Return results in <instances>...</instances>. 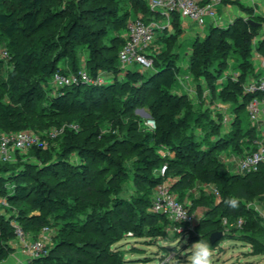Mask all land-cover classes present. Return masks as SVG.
Returning a JSON list of instances; mask_svg holds the SVG:
<instances>
[{"label": "trees", "instance_id": "16d2710c", "mask_svg": "<svg viewBox=\"0 0 264 264\" xmlns=\"http://www.w3.org/2000/svg\"><path fill=\"white\" fill-rule=\"evenodd\" d=\"M110 1L112 0H101L97 5L85 8V11L76 12L66 5L44 7V0H0V32L7 38L11 48H14L10 57L11 77L8 82L2 83V87L8 92L10 102L0 101V120L6 131H14L12 127L17 125L19 127L26 125L25 123L20 124L19 121H28L27 117H23V115L24 112H30L34 105V96L38 95L37 86L50 81L53 72L60 67L61 60L65 59L67 65V69L61 67L64 72H77L80 69L75 54L77 47L84 46L85 51H87L86 71L90 77L96 78L99 74V68L104 64L113 73L119 71L117 53L124 42V37L118 36L119 43L114 46V50L109 49V47L100 49L97 40L107 34L106 30L100 27L89 30L82 21L85 12L93 15L97 20L117 15L118 6L111 5ZM130 1L135 8L142 10L143 15L141 17L145 22H149V15L152 18L159 17V12L152 11L146 0ZM65 11L67 15L57 35H40L37 43L29 46L24 45L20 48L19 38L46 30L60 20ZM146 11H148V14L145 13ZM171 17L172 23L177 26L175 22L180 17L179 14L173 12ZM259 19L264 21V17ZM105 21L108 22V20ZM259 25H252L246 19L240 18L226 27L210 26L207 35L201 40L196 39L193 43V64L195 65L196 60L207 54L210 50L209 46L215 38L217 46L222 49L223 55L230 42L234 46V52L240 58L242 69H250L252 66L249 58L252 47L264 57V31L255 45L251 44V39L257 34ZM111 28L115 29L116 27ZM103 49L111 53L103 55L101 53ZM177 72L178 68L174 59L164 57L161 61H155L153 69L145 73L133 67L126 68L124 69L123 79L115 80L112 83H108V81L102 84L101 87L98 84L94 85V83H88L90 85L87 87L83 84L71 85L62 89H54L51 95H47L46 104L43 108H46L53 118L72 112L76 103L80 101V94H84L80 106L85 110L88 107L86 105L87 100L90 99L94 104H97L94 95L101 94L104 91H108L115 102L120 101L122 103L119 109L124 110L122 111L124 113L131 110L137 102L142 101L145 103L147 101L150 116L156 121V127L152 133L151 140H154L152 145L141 148L135 142L132 146L134 150H137L135 162L137 168L141 170L138 174L143 184H145L144 190L139 195L133 196L132 199L119 195H115L110 199L112 207L107 211V215L101 219L107 225L106 227L98 229L99 220L92 218L83 225V228L79 229L78 234L92 233L95 237L94 240L87 237L88 235L85 236L89 239L85 238L81 241L67 239L74 235L73 231L75 230L73 207L67 205V197H59L54 193L53 187L36 189L35 185L16 181L17 177L27 174L25 173L27 169L20 167L17 169L12 167L9 161L0 160V184L2 185L6 181L11 185L6 190V195H4L11 207H13L11 204L12 199H22L36 190L37 194L31 199L33 206L38 207L43 213H45L46 203L49 207L60 208L63 211L60 216L62 223L59 225L61 236L59 242L51 247L45 255L30 259L28 264H125L119 255L110 251L111 245L121 239L123 233L127 231H132L135 236L148 235L149 227L154 224L156 219L162 218L165 219V222H168L165 215L151 213L148 209L151 205L155 185L166 180L169 175L176 178L170 187L173 192L177 189H188L194 183V180L199 179L214 184L220 195L219 202L214 207L206 210L208 212H206L205 219L200 225V228L204 231L195 235L194 241H199L200 238L207 241L212 231H222L220 222L225 216L229 219L241 217L243 219L242 225L250 223L259 227L263 226L253 208L245 207L246 205L240 202L237 209H231L226 206L224 201L230 197H239L240 201L243 199L244 202H248L255 196L264 194V164L260 165L254 172L230 173L225 162L216 152L220 147L217 142L220 137V125L218 124L220 120L213 119L214 117L207 120L208 126L205 131V139L203 136L202 140H197L192 130L188 131L189 122L186 121V117L183 118L182 115L176 117L181 110L186 111L189 108L186 94L171 90ZM239 90V85L229 82L226 92L223 89L217 93L213 90L212 94L220 97L223 101L234 100ZM250 96L251 94L244 92L240 105H234L238 113L231 120L230 132H226L228 134L225 138H229L225 139L226 142L233 140L237 134L248 137L247 141L249 140L251 144H254L255 139H258L255 127L249 126L243 129L238 118L239 113L244 110L245 117L250 122L245 108ZM19 108L24 112L21 113ZM105 109L113 114L120 112L116 105L107 106ZM203 119H206V117L202 116V113L200 115L195 114L193 117L194 122L203 121ZM62 124L57 121L56 126ZM76 125L78 128L81 126L79 123ZM102 125V121L97 120L95 128L86 134L85 140L91 142L101 136L100 129ZM74 131L76 129L66 126L61 135L71 137L70 135ZM108 135L114 139L116 138L115 134L108 133ZM173 135L178 137L173 138ZM161 145L168 146L175 152L174 156L166 161L167 166L163 176L154 172L156 164L164 161L157 152ZM40 150L41 146L30 148L31 153L37 154ZM246 150L248 148L244 151ZM78 151L81 159L85 155L97 156L102 160L108 159V156L102 153L99 148L79 146ZM63 164L65 165L66 161L57 156L54 161L49 162L48 168ZM88 166L87 163L80 162V169L77 171L82 174L80 176L82 181L85 180L83 179L84 176L89 173ZM87 186L86 188L91 190H102L95 183H89ZM58 188L66 193L69 189V179L59 181ZM13 222L23 233L31 232L36 235L42 228V215L27 216L22 209L17 210L16 213H12L8 217L0 215V255L6 249V243L3 240L16 236ZM241 234H243L241 235L243 237L240 238L247 241L244 237L248 236L247 233L242 232Z\"/></svg>", "mask_w": 264, "mask_h": 264}, {"label": "rangeland", "instance_id": "374dc122", "mask_svg": "<svg viewBox=\"0 0 264 264\" xmlns=\"http://www.w3.org/2000/svg\"><path fill=\"white\" fill-rule=\"evenodd\" d=\"M100 1L101 0H44V7H59L66 5L73 11L79 12L81 10L85 11V8L97 5ZM220 1L225 5L236 4L240 7V11L242 12V14L240 13V15L234 17L231 16V18L225 16L224 19L220 20L222 22H219L222 23L221 25H231L240 18L246 20L251 18L255 22L260 23L257 34L251 39V44L255 45L264 31V21L259 19L264 17V10H260L259 12L257 9L254 10L251 6L240 4L237 0ZM110 4L118 6L117 15L97 20L93 15L85 12L82 21L89 30L98 29L99 27L104 28L107 34L97 40V45L101 47L100 49H102V47H109V49L114 50V46L119 43L118 36L123 37L127 24L143 12L139 8H135L130 0H112ZM217 12L218 16H220L221 11L217 10ZM145 13L148 14V11ZM66 15L67 12L65 11L60 20L42 32L19 38L20 48L24 45L29 46L37 43L40 35H57L61 29L62 23L65 21ZM105 20H108V22ZM175 23H177V26L161 18L158 20V27L155 29V38L148 49L152 57V66L142 71L145 73L152 70L155 61H161L164 57L174 59L178 72L171 90L186 94L189 105L188 110H181L176 117L180 115H182L183 118L186 117V121L189 122L187 129L188 131L192 130L197 140H202L201 138L203 136L205 139L208 118L214 117L213 119L220 120V123H218L220 125V137L217 141L220 147L216 152L223 161L229 151H239L243 148L247 149L250 145L249 140H244V136H239V134H237L233 140H229L230 142L225 141V139H229L225 138V136L228 134L226 132H230L231 121L229 120L231 119V115L238 113L234 105H240L239 103L248 81L253 77L264 75V68L261 66L260 70L257 69L258 71H253V67L250 69H242V66H240V58L238 54L234 52V46L229 42L225 54L223 55L222 49L217 46L215 38H213L209 46L210 50L207 54L196 60L194 65L192 61L193 43L196 39H203L210 31V26L200 27L193 23H187V26H185L187 30L183 32L181 28L178 27L179 20ZM113 26L116 28L112 29L111 27ZM8 42L7 38L0 32V101L4 103L10 102L8 92L2 87V83L8 82L11 77L10 57L11 52L14 50ZM253 49L255 48L252 47V50ZM255 50L251 52L249 58L251 66L253 59L252 54ZM4 51H6V54H4ZM101 53L103 55H109L111 52L108 53L103 49ZM75 54L79 66L86 68L87 51H85V47H77L75 49ZM117 66L119 68L117 73L110 71L106 64L99 68L98 73L100 81L99 83L94 82V85L98 84L100 85L99 87H101L103 86L102 84L108 81V83H112L115 80L123 79V71L126 67L121 64ZM131 66L140 70L139 64L134 63ZM60 67L67 69L65 59L60 61ZM108 77H110V79ZM229 82H233L240 87L234 100L223 101L220 97L213 96V90L216 91V93L222 89L226 92ZM82 84L85 87L90 85L88 83ZM37 88L38 95L34 96V105L30 112H24L19 108L21 113L24 112V115L22 114L23 117L26 116L28 119V121L20 120L19 123H25L26 125L23 127H19L18 125L14 126L12 127L14 131L31 130L38 133H48L50 129L56 127L57 121L65 125L79 123L81 126L70 135L71 137L62 136L60 133L55 138L48 140L44 146H41V150L37 154L31 153L30 148L24 151L14 152L11 161H9L12 167L27 169L25 172L27 174L17 177L15 180L35 185L36 189L40 187H53L54 193L59 197H67V205L73 207L75 227L73 231L74 235L67 239L71 238L72 241H81L82 239L91 237L90 239L94 240L95 237H93L92 233L88 234L87 232L78 234L79 229L83 228V225L92 218L99 220L97 224L98 229L106 227L107 225L104 224L101 219L107 215V211L112 207L110 199L115 195L132 199L144 190L145 184H143L138 174L141 170L137 168L135 162L137 150H134L132 146L133 143L136 142L139 147L145 148L147 145L149 147L154 143V140L151 139L152 133L156 127V121L154 128L146 124V120L152 118L150 116L147 101H145V103L142 101L137 102L131 110L124 113L122 112L124 110L119 109L122 103L120 101L115 102L108 91L94 95V100L97 104H94L90 99L87 100L86 105L88 107L86 110L82 109L80 106V102L84 97V94H80V101L76 103L72 112L64 116H54L55 118H53L43 106L46 104L47 95L53 93L54 87L51 82L48 81L45 84L38 85ZM206 91L207 93H205ZM147 100L149 101V98ZM208 101H210V105H204L205 102L207 103ZM110 105H116V108H118L120 112L113 114L106 110L105 108ZM200 113H202V116L206 117V119L194 122V115H200ZM238 118L243 129L251 125L245 117L244 110L239 113ZM97 120H101L103 123L100 129L102 135L91 142H87L85 136L95 128L94 126ZM6 132L8 131L2 127V121L0 120V136ZM108 133L115 134L116 138H112ZM174 137L176 138L178 136L173 135V138ZM79 146L99 148L102 153L108 156V159L102 160L97 156L90 155H85V157L81 159L80 152L78 151ZM157 152L162 158V161H164L156 164L154 168L155 173H158L163 163H166V161L175 154L172 148H168V146L165 145L159 146ZM57 156L64 159L66 164L48 168L49 162L54 161ZM80 162L89 165V173L85 176L83 175L84 181L80 180L82 174L77 171L80 169ZM226 165L228 170L233 171L232 161L227 160ZM64 179H69V189L66 193L58 188L59 181ZM174 179L172 175L167 177L169 182L175 181ZM89 183H95V185L102 190H91L86 188ZM203 183L204 181L196 179L188 189H177L174 191L177 199L186 205L189 214L192 216L190 226L184 224L179 226L180 228L177 230L173 228L172 221L168 220V222H165V219L159 218L149 227L148 235L135 236L132 231H127L123 233L121 239L112 243L110 251L119 255L120 259L122 258L125 264H161L163 261H165L166 264H177L178 261L179 264H186V253L184 249H187L192 243L197 242L194 241V236L204 231L200 228V225L205 219L204 216L206 212H208L206 210L214 207L219 202L216 201L215 196L211 193V189H207ZM8 187H11V185L6 181L3 182L2 185L0 184V215L8 217L10 214L16 213L19 209L26 212L27 216H39L41 214L42 228L39 230V233L34 235L29 232L24 233V235L28 241L32 238L36 239L40 235L42 229L47 227V238L45 239V249L47 253L51 247L59 242L61 237L59 225L62 223L60 216L63 211L60 208L49 207L47 203L44 208L45 213L38 207L33 206L31 199L37 194L36 190L22 199H12L11 204L13 207H11L4 197ZM105 202L107 203L105 204ZM241 202V204L244 203L246 205L245 207L254 208L257 206L259 209L264 208V196H262V194L255 196L251 201L244 202L242 199ZM148 210L151 213H155L150 208ZM224 218H226L227 223L223 224L221 220L220 226L222 233L225 234H222L221 238L217 240L214 245H211L214 250V264H227L231 260L228 254L231 248H233L231 244L232 241L226 238L233 236L243 237L241 236L243 235L241 234L242 232L247 233L248 236L244 237L251 244V250L256 254L264 255L263 226L259 227L250 223L245 225L241 224L239 226L236 223L237 219H229L227 216ZM14 223L15 222H13V224ZM85 235L88 236L86 237ZM17 239V236H14L13 238L3 240L4 243H6V249H4L3 254L0 255V262L6 260L13 251H15L16 246L14 242ZM233 249L236 251L235 248ZM233 260L237 261L234 258ZM28 263L29 260L25 262V264Z\"/></svg>", "mask_w": 264, "mask_h": 264}, {"label": "built area", "instance_id": "2783aa9c", "mask_svg": "<svg viewBox=\"0 0 264 264\" xmlns=\"http://www.w3.org/2000/svg\"><path fill=\"white\" fill-rule=\"evenodd\" d=\"M220 0H146L147 5L152 11H157L166 17L175 12L180 17L188 18L198 25H204L210 19L216 20L217 4ZM158 22H145L141 16L132 19L126 27V35L121 48L118 50V63L128 67L134 63L139 64L140 70L152 66V57L149 47L155 38V29ZM6 54V51H4ZM99 75L92 78L86 71V68L80 67L77 72H64L58 67L52 74L50 82L54 89H62L71 85L82 83H99ZM245 93L251 94L245 108L247 118L251 122H264V75L253 77L248 81L245 87ZM146 124L155 127L153 118L146 120ZM66 126L77 129L76 124H62L48 131V133H38L31 130H18L3 133L0 136V160L11 161L14 152L24 151L33 146H44L48 140L55 138L62 133ZM256 142L254 149L244 151L237 160L235 172L249 173L256 171L260 165L264 164V139ZM166 163L158 170V174L163 176L166 170ZM171 182L167 179L156 184L153 189V196L150 209L155 213L163 214L168 220L172 221L173 228H180L184 224H191L192 216L186 205L179 201L171 190ZM218 193V191H215ZM261 224L264 226V208H253ZM223 224L227 223L226 218H222ZM236 223L240 226L243 219L239 217ZM15 226V225H14ZM47 227H44L36 239L28 241L23 231L15 226V233L22 243L24 250L34 259L46 254L45 239L47 238ZM161 264H166L165 261Z\"/></svg>", "mask_w": 264, "mask_h": 264}, {"label": "crops", "instance_id": "0c3cea01", "mask_svg": "<svg viewBox=\"0 0 264 264\" xmlns=\"http://www.w3.org/2000/svg\"><path fill=\"white\" fill-rule=\"evenodd\" d=\"M237 1L240 4H243L244 6H251L254 10L257 9V11H259V12H260V10H264V0H237ZM216 8H217V10L221 11L220 16H218V12H217L216 20L210 19L204 25H198L197 23H195L194 21H192L188 18L179 17L177 19V21L179 20V26L178 27L181 28V30L183 32L185 30H187V27H185V26H187V23H193V24L200 26V27L213 26V25L218 26V27L219 26L225 27L226 25H221L222 23H219V22H222L220 20L224 19L225 16H228L231 18V16L234 17L236 15H240V13L242 14V12L240 11V7L236 4H233V5L232 4H226L225 5L222 1H220L217 4ZM142 15H143V13H141L139 16H142ZM160 18L167 20V21H170V23H172L171 15L169 17H166L165 15H163L161 13H159V17H157V18H152V16L149 15L148 21L149 22L150 21L158 22V20ZM230 18H228V19H230ZM181 20L183 21V23ZM125 35H126V30H125V34L123 35V37H125ZM253 50H255V49H253ZM253 50H252V52H253ZM252 57H253V59H252L253 71L260 70L261 66H262V68H264V57L260 53H258V51L255 50V52L252 54ZM126 68H132V66L131 67L126 66ZM108 78L110 79V77H108ZM205 93H207V91ZM209 102L210 101H208L207 103L205 102L204 105H210ZM244 113H245V111H244ZM233 116L234 115H231V119L229 121L232 120ZM250 123H251L250 127L254 126L255 130L257 132L256 134L258 135V139H255V141H258L260 139L261 140L264 139V122H262V121L251 122L250 121ZM247 138L248 137L244 136V140L247 141ZM254 144L250 143L248 150L254 148L253 146H256V142ZM245 145H247V144H245ZM244 150H245V148H243L242 150H239L240 152L233 150V151H229V153L227 155L225 154L226 156L224 155L226 157V159L224 157V160H223V162L225 161V164H226L227 160L232 161V163H233V171H230L227 168V170L230 173H236L235 168H236V163H237L238 157L241 155V152ZM226 167H227V165H226ZM174 180H176V178ZM172 182H174V181H172ZM203 184L207 189L208 188L211 189V193L215 196L216 201H219L220 195H219V193L215 192V191H217V189L215 188L214 184L206 183V182H204ZM262 196H264V195L262 194ZM261 198H263V197H261ZM235 235H237V234H235ZM226 239L229 241L230 240L232 241L231 244H232L233 248H235V250H236V251H234V249L231 248V250L229 251L228 256L231 257V260L227 264H264V255L256 254L255 252H253L251 250V244L249 242L244 241L239 236H236V237L233 236V237L226 238ZM14 243L16 246L15 251H13V253L6 260L0 262V264H25L26 261L30 260V256L24 250L23 245L19 241V239L15 240ZM233 258L236 259L237 261H234Z\"/></svg>", "mask_w": 264, "mask_h": 264}, {"label": "clouds", "instance_id": "9594fccd", "mask_svg": "<svg viewBox=\"0 0 264 264\" xmlns=\"http://www.w3.org/2000/svg\"><path fill=\"white\" fill-rule=\"evenodd\" d=\"M240 202L239 197H230L224 201L226 206L231 209H237L240 206ZM184 251L186 253V264H214V250L209 240L206 241L200 238L199 241L192 243ZM177 264H179V261Z\"/></svg>", "mask_w": 264, "mask_h": 264}, {"label": "water", "instance_id": "95a60500", "mask_svg": "<svg viewBox=\"0 0 264 264\" xmlns=\"http://www.w3.org/2000/svg\"><path fill=\"white\" fill-rule=\"evenodd\" d=\"M247 21L249 23H251L252 25H256V24H260L258 22H255L254 20H252L251 18H248ZM222 231L221 230H215V231H212L210 234H209V243L210 244H214L217 240H219L222 236Z\"/></svg>", "mask_w": 264, "mask_h": 264}, {"label": "bare ground", "instance_id": "6f19581e", "mask_svg": "<svg viewBox=\"0 0 264 264\" xmlns=\"http://www.w3.org/2000/svg\"><path fill=\"white\" fill-rule=\"evenodd\" d=\"M253 149V148H252Z\"/></svg>", "mask_w": 264, "mask_h": 264}]
</instances>
